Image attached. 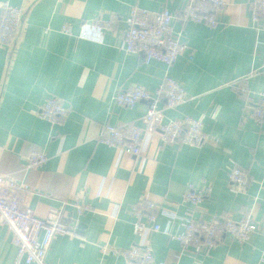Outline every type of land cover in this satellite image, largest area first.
Masks as SVG:
<instances>
[{
  "label": "crops",
  "instance_id": "crops-1",
  "mask_svg": "<svg viewBox=\"0 0 264 264\" xmlns=\"http://www.w3.org/2000/svg\"><path fill=\"white\" fill-rule=\"evenodd\" d=\"M8 1L23 8L24 18L13 44H0V174L30 185L23 205L39 218L62 210L81 234L55 236L46 264H126L103 247L136 244L151 246L154 264H264V122L252 118L233 85H247L255 98L264 91V28L252 22L253 0H225L215 27L183 20L188 0ZM134 6L177 15L174 29L182 32L186 49L173 66L125 51V20ZM95 18L117 23L112 30H84ZM66 23L71 34L62 32ZM167 75L185 86L187 100L166 110V120L202 119L205 144H165L146 133L138 156L103 144L105 124L141 123L147 111L144 101L129 108L114 96L134 85L154 92ZM50 96L69 109L62 125L37 115ZM34 149L49 159L25 171V157ZM235 166L250 175L242 191L228 180ZM188 187L207 192L205 200L184 202ZM141 199L178 214L180 219L158 218L175 232L190 217L240 220L249 213L258 229L244 243L228 235L211 250H184L163 231L135 234L133 206ZM79 204L90 209L80 213ZM16 256L12 232L0 222V264H15Z\"/></svg>",
  "mask_w": 264,
  "mask_h": 264
},
{
  "label": "built area",
  "instance_id": "built-area-1",
  "mask_svg": "<svg viewBox=\"0 0 264 264\" xmlns=\"http://www.w3.org/2000/svg\"><path fill=\"white\" fill-rule=\"evenodd\" d=\"M225 0H188L181 10L183 20H192L217 26L219 14L226 8ZM177 15L167 8L150 11L134 6L126 18L123 34L124 49L129 53H141L146 62L160 61L168 67L173 66L186 49L182 41V32L175 31L174 20ZM24 10L20 6L6 0L0 4V44L11 46L18 36L23 23ZM251 18L254 24L264 28V0H253ZM116 18H95L83 24L98 31L114 29ZM65 34L72 33V25L66 23L62 27ZM85 32V31H83ZM239 92L246 104L251 106L252 118L258 123L264 122V91L258 98L251 95L245 84H238ZM187 100L185 86L170 75L165 76L158 88L150 92L141 85H134L119 91L114 101L120 106L133 108L138 102L147 103V111L141 123L129 122L121 125L105 124L99 134V140L108 146L121 147L127 153L138 156L144 134L154 135L165 144L189 145L202 147L207 135L200 118L186 116L182 122L166 120L165 111L175 109ZM39 118L52 125H62L69 116L68 107L54 96L47 97L39 110ZM24 170L42 167L48 161L43 150H31L25 157ZM228 180L236 190L242 191L250 183L249 172L239 166L228 173ZM31 187L26 181L18 182L11 176L0 174V222L12 232V241L17 248L15 264H46L47 251L57 235L78 236L80 232L73 226L64 223L62 210H52L47 218H39L31 207L23 205ZM207 192L188 187L183 201L194 205L201 204ZM81 213L90 209L88 205H77ZM136 217L134 232L142 236L147 230L163 231L171 239L181 243L184 250H211L231 236L239 243L250 240L257 231L258 224L251 214L240 220L224 218L222 220L203 221L190 217L184 222L182 231H174L171 226L163 228L159 216L164 215L171 220L181 217L169 210L159 208L150 199H141L133 206ZM44 234L43 238L41 235ZM103 251L124 258L126 264H154L155 256L151 246L136 244L128 248L104 246Z\"/></svg>",
  "mask_w": 264,
  "mask_h": 264
},
{
  "label": "water",
  "instance_id": "water-1",
  "mask_svg": "<svg viewBox=\"0 0 264 264\" xmlns=\"http://www.w3.org/2000/svg\"><path fill=\"white\" fill-rule=\"evenodd\" d=\"M62 221H63L64 223H66V224L69 223V221H68L67 219H64V218H63ZM79 229H82V224H79Z\"/></svg>",
  "mask_w": 264,
  "mask_h": 264
}]
</instances>
